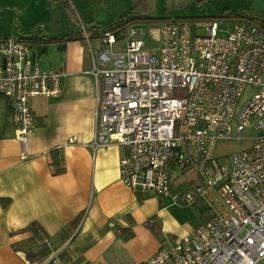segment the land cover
<instances>
[{
  "label": "built area",
  "instance_id": "2783aa9c",
  "mask_svg": "<svg viewBox=\"0 0 264 264\" xmlns=\"http://www.w3.org/2000/svg\"><path fill=\"white\" fill-rule=\"evenodd\" d=\"M198 29L171 21L149 29L126 26L119 36L102 34L92 70L103 85L91 147L124 149L120 179L137 194L193 203L179 182L194 171L202 182L195 194L214 204L210 219L143 264H261L264 30L248 21L203 26L202 34ZM148 36L160 46L147 48ZM119 40L124 43L115 49ZM29 43L0 40V92L13 110L23 160L36 129L30 101L60 96L64 75L42 71ZM249 89L254 93L242 103ZM177 90L184 94L175 96ZM250 132L253 137H245ZM231 139H251L253 147L219 157L216 143ZM60 253L49 264H61Z\"/></svg>",
  "mask_w": 264,
  "mask_h": 264
},
{
  "label": "crops",
  "instance_id": "0c3cea01",
  "mask_svg": "<svg viewBox=\"0 0 264 264\" xmlns=\"http://www.w3.org/2000/svg\"><path fill=\"white\" fill-rule=\"evenodd\" d=\"M24 35L29 37L30 32L18 30L17 36L0 40H24ZM63 35L67 34L45 37ZM29 44L33 54L43 51L41 45ZM57 46L64 49L50 50ZM50 48L54 64L49 70L64 73L62 94L30 101L36 129L25 160L13 110L0 92V264H30L21 247L33 236L27 230L33 222L47 232L53 251L41 264H49L57 252H64L61 264H142L159 248L142 260L128 258L125 253L132 241L115 239L120 231L159 220L173 200L137 194L121 181L119 160L124 149L119 145L96 152L91 147L103 85L102 78L98 85L92 74L94 55L103 48L100 37L83 33L80 40ZM146 197L158 199L147 202Z\"/></svg>",
  "mask_w": 264,
  "mask_h": 264
},
{
  "label": "rangeland",
  "instance_id": "374dc122",
  "mask_svg": "<svg viewBox=\"0 0 264 264\" xmlns=\"http://www.w3.org/2000/svg\"><path fill=\"white\" fill-rule=\"evenodd\" d=\"M61 2L62 0H50V2L49 0H0V38L15 37L18 35V30L31 34L41 33L47 37L74 32L83 34L87 33L90 26L99 28L109 26L130 12L136 16L144 15L146 19L132 20L126 26L145 29L159 27L161 22L155 19L162 18L165 23L177 21L197 26L198 33L202 34L203 26L225 24L231 27L235 22L248 21L233 17L215 20L207 18L215 13L236 12L253 16L264 14V0H71L72 9L68 10V13L63 9ZM167 15L170 19L164 20ZM224 34L226 32H219V35ZM145 42L150 49L160 46L149 36L145 38ZM123 43L124 40H119L114 48L119 49ZM50 50L57 52L56 47H51ZM53 52L37 59L42 71H49L54 64ZM253 93L254 91L249 89L243 96L242 103L246 102ZM183 94L182 90L175 92V96ZM245 137H253V133L250 132ZM252 147L251 139H231L218 141L215 151L219 157L227 159L235 153ZM183 176L190 180L179 182L186 187L185 191L181 192H190L194 196V202L186 203L181 197L177 203L171 201L167 204L168 208L164 210L159 220H154L148 225L134 226V230L130 232L120 231L121 235L115 240L132 241V245L127 247L125 253L128 258L138 257L142 260L153 254L157 248L175 244L184 238L189 230L212 217L214 204L207 197H199L195 194V189L202 183L200 178H196L194 171ZM154 199L158 197H146L145 201Z\"/></svg>",
  "mask_w": 264,
  "mask_h": 264
},
{
  "label": "trees",
  "instance_id": "16d2710c",
  "mask_svg": "<svg viewBox=\"0 0 264 264\" xmlns=\"http://www.w3.org/2000/svg\"><path fill=\"white\" fill-rule=\"evenodd\" d=\"M50 2V0H49ZM63 9L68 13V10L72 9L71 5H70V0H62L61 2ZM134 15L132 12L125 14L123 17H121L117 22L112 23L109 26H106L107 31H111L112 33H114L115 35L119 36V33L121 32L122 29H124L126 27V25L132 21H128L130 18H133V20H142V19H146V16L144 15H139L136 17H133ZM244 18L247 19L248 22L254 23L256 25H258L260 28H262L264 30V14L263 15H245L244 13H236V12H228V14H214L211 15L209 17H207L208 19H229V18ZM164 19H170L169 15H167V17H165ZM162 18H156L155 21H160L161 25H163L165 22L162 21ZM127 22V23H126ZM176 22V21H173ZM159 25V26H161ZM156 26V25H154ZM40 36H42V40L43 43H58V42H68V41H75V40H80L82 34L79 32H74V33H70L67 35H63L61 37H57V38H46L45 36H43L41 33H38ZM87 34L89 36V38H95V37H100L102 36V32L100 31L99 27L96 26H90L89 29H87ZM31 35V33H30ZM27 36V37H25ZM35 37V35L33 36ZM23 39L25 41H31V37H28V35H24ZM36 39V38H34ZM148 225V224H147ZM28 231H31L33 236L32 238L26 242L23 247H21V249L24 251L25 255H26V259L27 261L30 262V264H41L43 263L45 260H47L53 253V251L50 248L49 245V235L47 234V232L44 230V228L38 223V222H33L29 225V227L27 228ZM16 250H18V248L16 247ZM64 255V252H61L59 254V256L62 259V256Z\"/></svg>",
  "mask_w": 264,
  "mask_h": 264
},
{
  "label": "water",
  "instance_id": "95a60500",
  "mask_svg": "<svg viewBox=\"0 0 264 264\" xmlns=\"http://www.w3.org/2000/svg\"><path fill=\"white\" fill-rule=\"evenodd\" d=\"M130 20H133V18H130L129 20H127V22L130 21ZM164 20H167V19H164ZM99 29H100V31L102 33H105L107 31V28L106 27L99 28ZM34 35H35V38L36 39H31L30 42L32 43V45H41V47H43V51L41 53H39L38 55L33 54V58L36 60L37 58H40L42 55L49 54L48 49L50 48V46L53 43H45L44 44L43 43V40H42V36H40L39 34H35L34 32L29 37L33 38ZM63 49H64V47L63 46H60V47L57 48V51H60V50H63Z\"/></svg>",
  "mask_w": 264,
  "mask_h": 264
}]
</instances>
